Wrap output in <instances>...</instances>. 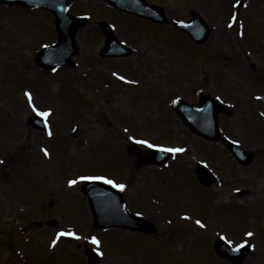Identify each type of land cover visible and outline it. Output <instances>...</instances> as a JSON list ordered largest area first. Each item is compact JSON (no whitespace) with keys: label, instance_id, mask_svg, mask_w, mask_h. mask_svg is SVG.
Returning a JSON list of instances; mask_svg holds the SVG:
<instances>
[{"label":"rangeland","instance_id":"obj_1","mask_svg":"<svg viewBox=\"0 0 264 264\" xmlns=\"http://www.w3.org/2000/svg\"><path fill=\"white\" fill-rule=\"evenodd\" d=\"M149 1L165 7L170 19L185 20L196 9L213 28L210 38L197 45L172 26L104 0H74L71 12L90 17L77 33L75 65L48 72L35 56L57 38L54 15L0 6V264H87L85 246L99 249L100 264H230L214 252L218 236L233 245L251 242L245 263L264 264V120L255 102L256 91L264 102V0H244L243 7L236 0ZM102 18L133 48L132 56L100 57ZM201 87L237 104L221 123L255 153L250 164L198 138L173 114L174 96L194 101ZM33 104L51 109L42 116L47 131L27 123L29 115H39ZM132 140L185 151L165 165L136 169L127 150ZM139 144L147 152L149 146ZM199 161L218 183L198 180ZM82 176L124 184L128 207L155 222L157 233L95 230ZM244 188L248 193L239 196ZM61 230L79 239L62 236L53 245Z\"/></svg>","mask_w":264,"mask_h":264},{"label":"water","instance_id":"obj_2","mask_svg":"<svg viewBox=\"0 0 264 264\" xmlns=\"http://www.w3.org/2000/svg\"><path fill=\"white\" fill-rule=\"evenodd\" d=\"M108 3L120 10L147 17L156 22H166L164 10L155 5H149L145 0H107ZM72 0H0L4 4H19L22 6H44L56 14V26L59 34L58 42L52 47H45L38 52L36 61L45 68H55L60 65H72V56L78 53L75 40L77 29L87 21L86 17L74 16L69 12ZM192 19L186 22H175V26L187 32L196 42L206 41L210 35V26L201 18L197 12H192ZM100 27L106 35L105 46L101 49L102 56L129 55L131 50L121 43L114 35L106 22L100 23ZM222 103L214 98L203 94L198 104H190L184 100L177 99L174 102V110L183 122L196 134L211 140L221 137L219 130V114L223 111ZM29 123L36 127L45 128V124L36 116L29 117ZM229 150L242 163H249L253 154L243 149L237 143L223 139ZM128 151L137 155V167L148 162L161 164L171 157L170 152L151 148L148 159L140 154V148L132 144ZM200 180L205 184L211 183V173L203 165L197 168ZM81 190L88 196L89 206L92 211L93 227L103 229L109 227H121L144 233H154L156 226L153 222L143 218L129 210L125 198L120 190L100 181L85 182ZM245 191L240 192L244 194ZM215 250L221 256L231 260L235 264H243L244 258L249 253V244L237 249L225 239H218L214 244ZM88 264H99L96 252L86 248Z\"/></svg>","mask_w":264,"mask_h":264},{"label":"snow or ice","instance_id":"obj_3","mask_svg":"<svg viewBox=\"0 0 264 264\" xmlns=\"http://www.w3.org/2000/svg\"><path fill=\"white\" fill-rule=\"evenodd\" d=\"M236 3L237 4H240L241 3V0H236ZM236 20H237V17L234 15L232 17V21L233 22H236ZM229 26H231V25H229ZM241 35H243L242 32H241ZM120 79L121 80H124L126 78L123 77V76H121ZM26 95H27L29 101L31 102V100H32V93L31 92H27ZM32 107H33V110L34 111L38 112L39 115H41L43 117L49 116V114L51 112V109H48L47 111H41L40 109L36 108L35 104H33ZM48 134L49 135H52L51 130H49V133ZM132 139H135V138L133 137ZM138 143L148 145L151 148H159L162 151H166V152H170V153H183L185 151V149L182 148V147H167L165 145L151 143L148 140H140V141H138ZM44 151H45L46 154L48 153V150L47 149H44ZM80 179L81 180H105L109 184H114L117 188L123 189L125 187L124 184L117 183L115 180L109 179L106 176H82V177H80ZM76 183H77L76 180H70L69 181V184H73L74 185ZM196 223L197 224H200L201 226H203V224H202V222L200 220H197ZM246 235L249 236V237H251L254 234L252 232H247ZM62 236H75L77 239H79V237L77 236V234L75 232H70V231L69 232H66V231L61 230L60 232H58L56 234V239H54L52 241V244L55 245L57 243V241L59 240V238L62 237ZM224 239L227 240V242L229 244H232L233 243L232 240H228L227 236H225ZM91 240H92L93 244H100V240L97 237H95V236H92L91 237ZM248 243L249 242L247 240H245V241H243L242 244L236 245V248L239 249V248L243 247L244 244H248ZM97 251H99V249H97ZM101 255H103V253H101Z\"/></svg>","mask_w":264,"mask_h":264},{"label":"flooded vegetation","instance_id":"obj_4","mask_svg":"<svg viewBox=\"0 0 264 264\" xmlns=\"http://www.w3.org/2000/svg\"><path fill=\"white\" fill-rule=\"evenodd\" d=\"M261 73H263V72H261Z\"/></svg>","mask_w":264,"mask_h":264}]
</instances>
